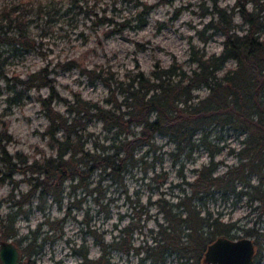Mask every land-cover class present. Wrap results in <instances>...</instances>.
<instances>
[{
	"label": "rangeland",
	"instance_id": "1",
	"mask_svg": "<svg viewBox=\"0 0 264 264\" xmlns=\"http://www.w3.org/2000/svg\"><path fill=\"white\" fill-rule=\"evenodd\" d=\"M217 2L223 8L234 4V0ZM18 3L17 10L24 18V35L22 38L14 36L18 42L14 46L16 49L0 46L4 76L10 80L25 79L31 73L48 68V78L54 80L60 98L70 102L78 93L85 100L100 102L106 95L100 83L89 84L78 67L63 70L60 65L72 60L89 69L103 65L121 76L129 70L149 75L156 63L167 67L173 58L183 64L188 58L189 39L201 46L195 32L209 22L211 16L207 14L212 0H0V8ZM144 5L148 7L146 13H143ZM236 22L241 25L238 17ZM223 39L221 34L212 33L205 45L207 54H218ZM231 66V62L226 64V68ZM20 91V87H15L10 93L0 77V136H10L0 141V217L5 216L10 204L30 188L22 181V175L8 174L1 151L14 162L16 154L30 162L52 155L42 136L48 122L38 102L39 97H48L49 90L32 89L22 91V95ZM196 94L201 97L206 91L202 89ZM54 107L65 114L63 102H56ZM87 130L92 133L87 148L91 149L93 144L109 148V137L99 122H89ZM243 138L228 129L210 131L211 144L219 147L215 153V161L219 164L216 175L223 174L236 163L229 149L237 150ZM197 144L200 143L194 141L180 151L167 138L156 135L155 149L148 151L147 147H137L134 150L135 162L124 173L122 185L116 184L112 175L96 172L87 178L85 189H78L70 197L67 192L71 183L66 181L60 206L50 195L44 203L32 198L31 204L23 206L22 215L16 219L18 236L11 241L22 239L19 243L22 250L34 237L39 252L29 256L35 264H84V253L88 260L104 255L108 264H139V259L145 255L143 250L137 256L127 255L107 245L121 242L118 238L125 227L132 228L125 242L133 247L154 245L153 237L159 225H165L157 203L162 199L175 204L183 189L189 194L185 182H193L196 171L209 162L208 151ZM108 150L112 154L114 149ZM101 152V149L97 151ZM250 180L251 184L257 182L255 177ZM11 181L18 185L14 186ZM240 190L245 189L238 185L237 191ZM248 199L239 195H227L223 199L220 194H214L197 204L203 209L201 215L209 213L213 219L231 224L233 228L228 235L239 239L246 237L243 228L264 233V216L254 209L257 202L251 204ZM68 208L69 216L65 215ZM64 216L67 218L63 222ZM46 220L52 223V228L45 225ZM102 244L106 246V255ZM259 246L256 248V252L260 249L257 264H264V239ZM24 258L21 264H28ZM161 264L196 263L171 255Z\"/></svg>",
	"mask_w": 264,
	"mask_h": 264
},
{
	"label": "trees",
	"instance_id": "2",
	"mask_svg": "<svg viewBox=\"0 0 264 264\" xmlns=\"http://www.w3.org/2000/svg\"><path fill=\"white\" fill-rule=\"evenodd\" d=\"M19 4L0 8V46L14 48L18 43L14 36L22 38L24 35V18L17 10ZM147 9L144 5L143 13ZM207 15L211 16L209 22L195 32L201 46L190 38L188 58L183 64L173 58L167 67L156 63L149 75L129 70L121 76L103 65L89 69L78 66L73 60L60 65L63 70L78 67L89 84L100 83L106 90L100 102L85 100L78 93L70 102L60 98L54 80L48 78V68L31 73L25 79L10 80L1 72L4 62L0 60V77L10 93L15 87H20L21 95L32 89L49 90L48 97H39L38 102L48 122L42 136L52 151L51 156L31 162L19 154L15 155L14 162L1 151L8 174L22 175V181L30 187L10 204L9 212L0 217L1 241L18 236L16 219L22 215L23 206L31 204L32 198L44 203L50 195L60 206L66 181L71 183L69 197L78 189H85L87 178L96 172L112 175L115 183L122 185L124 173L135 162L134 150L137 147L155 149L156 135L167 138L180 151L198 141L197 145L208 151L209 162L196 171L193 182H185L189 194L183 189L175 204L162 199L157 203L165 225H159L153 246L145 244L135 248L125 242L132 231L125 227L118 238L121 242L113 241L107 247L136 256L143 250L145 255L139 259V264L147 261L161 264L171 255L199 264L207 245L217 237H227L233 226L213 219L209 213L201 215L203 209L197 203L214 194H220L223 199L227 195L247 196L251 204L257 202L254 209L264 216V0H234L230 8L220 7L217 0H212ZM212 33L224 37L218 54H207L205 50ZM229 62L232 66L226 68ZM202 89L206 94L200 97L196 93ZM56 102L65 104V114L55 109ZM91 121L101 124L109 137V148L96 144L91 149L86 147L92 137L87 130ZM215 129H228L244 136L237 150L229 149L236 163L220 175L215 174L219 165L215 153L219 147L209 140L210 131ZM2 139L8 140L10 136H0V141ZM99 149L101 153H97ZM108 149H114L112 154ZM251 177L256 178V184H251ZM238 185L245 190L237 191ZM68 211L69 208L65 212L67 216ZM66 218L64 216L62 221ZM44 223L52 228L49 220ZM242 231L247 238L254 239L255 248L260 247L264 233L254 228ZM21 240L14 243L19 246ZM34 241L33 237L21 250L28 264H35L29 255L39 252ZM105 248L102 244L106 255ZM82 256L84 264H108L104 255L94 260H88L85 253Z\"/></svg>",
	"mask_w": 264,
	"mask_h": 264
},
{
	"label": "water",
	"instance_id": "3",
	"mask_svg": "<svg viewBox=\"0 0 264 264\" xmlns=\"http://www.w3.org/2000/svg\"><path fill=\"white\" fill-rule=\"evenodd\" d=\"M255 247L250 238L218 237L204 253V264H254ZM22 251L13 241L0 242V264H21Z\"/></svg>",
	"mask_w": 264,
	"mask_h": 264
},
{
	"label": "flooded vegetation",
	"instance_id": "4",
	"mask_svg": "<svg viewBox=\"0 0 264 264\" xmlns=\"http://www.w3.org/2000/svg\"><path fill=\"white\" fill-rule=\"evenodd\" d=\"M228 234H230V231H229V233ZM220 237H225V238H228V239H231V240H235L236 239V237L234 236H230V235H228L227 237L226 236H220ZM218 238V237H217ZM216 238V239H217ZM241 238H247V237H241ZM241 238H239V239H241ZM215 239V240H216ZM215 240H213L212 242H210L208 245H207V247L210 245V244H212ZM252 240V239H251ZM253 242V241H252ZM253 244H254V242H253ZM206 247V248H207ZM255 247V246H254ZM206 251V250H205ZM256 258H257V252H256V248H255V254H254V259H253V261H254V263H255V260H256ZM203 259H204V254H203V256H202V258L200 259V261H199V264H204L203 263Z\"/></svg>",
	"mask_w": 264,
	"mask_h": 264
}]
</instances>
